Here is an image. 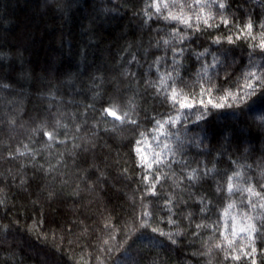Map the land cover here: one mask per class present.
Segmentation results:
<instances>
[{
	"label": "trees",
	"instance_id": "trees-1",
	"mask_svg": "<svg viewBox=\"0 0 264 264\" xmlns=\"http://www.w3.org/2000/svg\"><path fill=\"white\" fill-rule=\"evenodd\" d=\"M0 264H264V0H0Z\"/></svg>",
	"mask_w": 264,
	"mask_h": 264
},
{
	"label": "snow or ice",
	"instance_id": "snow-or-ice-1",
	"mask_svg": "<svg viewBox=\"0 0 264 264\" xmlns=\"http://www.w3.org/2000/svg\"><path fill=\"white\" fill-rule=\"evenodd\" d=\"M220 7H223V4H220ZM249 88H251L253 91H255V88L253 87V85L252 84H248L247 85ZM109 114L110 115H115L114 113H112V112H109ZM117 119H119V117L117 116Z\"/></svg>",
	"mask_w": 264,
	"mask_h": 264
}]
</instances>
